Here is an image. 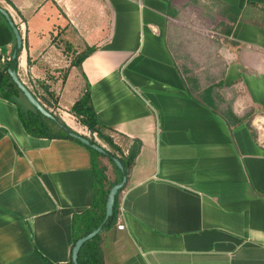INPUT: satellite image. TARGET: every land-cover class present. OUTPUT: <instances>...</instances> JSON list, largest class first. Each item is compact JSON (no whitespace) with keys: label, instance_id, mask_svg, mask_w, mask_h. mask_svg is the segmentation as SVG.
I'll return each mask as SVG.
<instances>
[{"label":"crops","instance_id":"0c3cea01","mask_svg":"<svg viewBox=\"0 0 264 264\" xmlns=\"http://www.w3.org/2000/svg\"><path fill=\"white\" fill-rule=\"evenodd\" d=\"M166 1L0 0V7L21 35L16 73L33 95L29 75L57 61L53 40L70 62L94 47L54 92L56 110L85 136L69 110L89 88L114 143L124 153L141 143L119 196L116 225L124 229L100 232L104 264H264V149L244 121L227 126L197 96L229 84L230 100L226 87L214 89L224 102L217 107L229 103L238 118L264 110V0H214L240 18L228 38L221 34L224 70L207 86L177 58ZM14 47L0 15V83ZM179 68L198 82L192 96ZM100 161L112 184L115 170ZM91 181L82 145L29 136L16 106L0 99V264H68L72 217L91 207Z\"/></svg>","mask_w":264,"mask_h":264},{"label":"trees","instance_id":"16d2710c","mask_svg":"<svg viewBox=\"0 0 264 264\" xmlns=\"http://www.w3.org/2000/svg\"><path fill=\"white\" fill-rule=\"evenodd\" d=\"M166 3L168 6V16L174 18L175 14L171 12L169 0L166 1ZM217 3L221 6L220 15L224 19L222 26H224L225 29L223 30L222 35L228 38L232 32V25L236 24V22L240 18V11L230 6L223 5L219 2ZM260 11L263 13L262 21L264 22V6L261 7ZM227 23L229 24V27H227ZM94 51V47L86 48L72 60L71 67H79L81 62ZM8 68L16 69V65L10 61L7 66L3 68L0 83V99L11 102L16 106L18 118L24 131L33 138H43L48 140L67 139L82 145L79 141L69 136L70 133L74 132L69 129L62 121L56 118L52 113L51 115H53L54 119H48L43 117L33 107L32 108L34 111L29 109H21L20 103L18 101V95L22 96V94L16 88L9 75L7 74ZM183 69L179 68V73L183 79V83L185 85L187 93L192 96L199 90L198 82L192 76L190 70ZM222 86L230 87L229 84L224 85L223 83H218L214 86H210L204 89L197 96L207 103L211 111H213L215 114H219L225 121L227 126H238L245 120L246 116H244L245 118H238L237 116H235L231 110V105H229V103H226L224 108L220 109L219 107H217V99L220 103L224 102L220 99L219 96L214 94V89ZM42 88L48 99H45V97H42V99H40L37 95H34V97L43 105V107H45L47 111H49L46 106H49V103L51 104L52 102L57 105V98L55 97L54 93L50 91L49 87L43 86ZM214 99L215 103H213ZM49 100L51 102H49ZM69 114L72 115L77 120L78 124L84 127L88 134L92 136H84L90 141V144L97 145L104 151L103 153H98L90 146L82 145L88 151L91 160V186L93 190V202L88 210L72 217L71 229L74 246L75 242L78 239L86 236L101 225L105 214V203L109 190L112 186L118 184L123 176H125L126 178L128 177L140 152L141 143L138 140L132 141L126 153L123 152L121 147L114 143V140L110 135V133L113 131L101 125L96 118V114L90 100L89 88L86 89L82 96L72 105L69 110ZM245 126L249 131L251 130L248 123H246ZM250 133L251 136L255 138L252 131H250ZM97 141H99L100 143H98ZM103 145L106 146V148H104ZM100 158L108 159L109 163L112 165L117 174V178L112 184L107 183V179L105 176V167L102 165ZM113 159L119 160L123 167V174L113 163ZM122 191L123 189L117 193L113 206L112 217L109 218L108 221L103 225L101 232L107 231L114 225H116L117 217L119 214V196ZM99 238L100 233L81 247L77 257L78 264H104ZM68 264H72V261L70 260Z\"/></svg>","mask_w":264,"mask_h":264},{"label":"rangeland","instance_id":"374dc122","mask_svg":"<svg viewBox=\"0 0 264 264\" xmlns=\"http://www.w3.org/2000/svg\"><path fill=\"white\" fill-rule=\"evenodd\" d=\"M169 3L171 12L176 18L173 24H169L173 25L175 52L177 58L180 59V64H184L195 72L200 77L203 86L214 83L224 70V62L219 56V50L224 46L221 34L225 29L222 26L223 19L220 15L221 6L214 0H169ZM227 27H229L228 23ZM52 43H55L56 50H53V53L57 61L52 63L53 58H49L43 66L42 74L36 73L34 76L29 75L28 78L29 83L35 86V93L40 99L42 97L48 99L42 90L43 86L49 87L50 91L54 89L53 93L58 92L65 82L67 71L71 68L72 61L69 60L70 53L67 49L61 46L56 39ZM225 90L229 93L230 100L233 97L231 93L234 92L231 87H226ZM18 101L22 110L34 111L21 95H18ZM46 107L60 121H63L62 118L69 121L68 117L60 112L61 110H56L57 105L54 102ZM62 112L66 111L62 110ZM244 116V122L250 125V131L254 134L257 144L264 149V125L258 127L255 123L256 120L264 119V110H247ZM77 127L80 129V125ZM82 132L86 137H92L84 129Z\"/></svg>","mask_w":264,"mask_h":264},{"label":"water","instance_id":"95a60500","mask_svg":"<svg viewBox=\"0 0 264 264\" xmlns=\"http://www.w3.org/2000/svg\"><path fill=\"white\" fill-rule=\"evenodd\" d=\"M0 15L7 22L8 26H9L12 34H13V37H14L15 47H14V50L12 52L10 61L13 62L17 67L18 53L21 52V49H22V38H21V35H20L18 29L16 28L14 23L11 21L8 13L4 9H2L1 7H0ZM7 74L9 75L11 81L14 83L16 88L20 91V93L22 94L24 99L27 101V103L31 107H33L43 117L48 118V119H54L53 115H51V113H49V111H47L45 109V107H43V105L34 97V95L29 91V89L20 81V79L17 76L16 69L8 68ZM69 136L71 138L79 141L84 146H90L93 150H95L98 153L104 152L101 147H99L97 145H91L90 141L87 138H85L82 135H79L78 133H75V132L70 133ZM113 163L116 165L118 170L123 174V167H122L121 163L119 162V160L113 159ZM126 182H127V178L125 176H123L121 181L118 184H115L114 186H112L111 189L109 190V193H108L107 199H106V203H105V214H104L103 221L99 227H97L95 230H93L92 232H90L86 236L78 239L75 242V244L72 248V253H71L72 264H78L77 263V257H78V254H79L81 247L86 242L90 241L96 235H98L101 232L103 225L108 221L109 218L112 217L113 206H114L116 195L119 191H121L125 187Z\"/></svg>","mask_w":264,"mask_h":264},{"label":"bare ground","instance_id":"6f19581e","mask_svg":"<svg viewBox=\"0 0 264 264\" xmlns=\"http://www.w3.org/2000/svg\"><path fill=\"white\" fill-rule=\"evenodd\" d=\"M256 126H262V125H264V119H260V120H256Z\"/></svg>","mask_w":264,"mask_h":264},{"label":"built area","instance_id":"2783aa9c","mask_svg":"<svg viewBox=\"0 0 264 264\" xmlns=\"http://www.w3.org/2000/svg\"><path fill=\"white\" fill-rule=\"evenodd\" d=\"M116 229L119 230V231H122L124 229V227L122 225H120V224H117L116 225Z\"/></svg>","mask_w":264,"mask_h":264}]
</instances>
